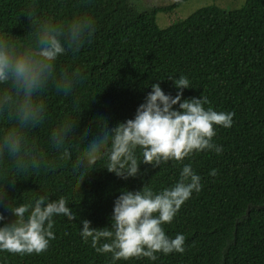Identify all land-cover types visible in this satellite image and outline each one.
<instances>
[{
    "label": "trees",
    "instance_id": "1",
    "mask_svg": "<svg viewBox=\"0 0 264 264\" xmlns=\"http://www.w3.org/2000/svg\"><path fill=\"white\" fill-rule=\"evenodd\" d=\"M182 2L139 12L131 0H0V33L15 37L32 31L24 15L32 5L45 17L67 21L86 15L96 25L90 43L60 60L61 67L79 71L82 80L68 96L47 93L48 120L31 132L47 158L55 159L47 143L50 129L61 119H76L70 158L54 172L41 170L4 184L7 200L17 204L43 194L64 196L76 219L55 218L56 238L46 252H0V264H110V257L81 239L80 221L97 229L110 227L122 190L171 186L185 163L201 176L203 188L163 225L168 236H185V252L158 254L155 262L142 258L118 264H264V0H246L238 10L208 6L161 29L157 14L173 12ZM180 75L191 87L183 90L184 99L203 95L209 101L205 108L234 114L231 128H217L214 142L223 147L222 154L201 152L159 167L142 164L140 174L127 180L97 168L80 189L75 187L71 166L98 124L103 121L112 129L133 119L152 83L175 96L170 77ZM213 170L216 175L210 176ZM8 207L0 204L3 224L14 220Z\"/></svg>",
    "mask_w": 264,
    "mask_h": 264
},
{
    "label": "clouds",
    "instance_id": "2",
    "mask_svg": "<svg viewBox=\"0 0 264 264\" xmlns=\"http://www.w3.org/2000/svg\"><path fill=\"white\" fill-rule=\"evenodd\" d=\"M24 15L32 25L26 37L0 33V204L7 202L14 217L12 223L3 224L6 217L0 214V252L30 255L48 250L56 238V217L74 220L76 213L64 196L50 199L43 194L19 204L8 201L4 184L9 178L14 181L41 170L54 172L60 161L70 158L76 119H61L50 129L47 143L56 153L55 159L47 158L31 132L48 120L47 93L51 90L68 96L82 80L79 71L61 67L60 60L90 43L96 25L86 15L67 21L45 17L34 5ZM170 79L177 89L175 96L166 94L159 83H152L133 119L112 129L103 121L98 124L71 166L75 187L80 189L97 168L127 180L140 174L142 164L159 167L201 152L222 154L223 147L214 138L218 127H232L234 114L205 108L209 101L203 95L184 99L183 90L191 88L188 78L180 75ZM202 188L201 176L191 163H185L171 186L156 191L148 186L138 191L122 190L114 201L110 227L97 229L90 221L81 220L80 237L97 254L110 257V264L142 258L155 262L158 254H183L185 236L178 233L170 237L163 225L171 223L193 193Z\"/></svg>",
    "mask_w": 264,
    "mask_h": 264
},
{
    "label": "rangeland",
    "instance_id": "3",
    "mask_svg": "<svg viewBox=\"0 0 264 264\" xmlns=\"http://www.w3.org/2000/svg\"><path fill=\"white\" fill-rule=\"evenodd\" d=\"M179 1H183L181 6L173 12L157 14L156 21L161 29L169 28L182 20H186L198 10L208 6H216L227 10H238L246 2V0H131V4L137 11L147 12L153 8L171 6Z\"/></svg>",
    "mask_w": 264,
    "mask_h": 264
},
{
    "label": "water",
    "instance_id": "4",
    "mask_svg": "<svg viewBox=\"0 0 264 264\" xmlns=\"http://www.w3.org/2000/svg\"><path fill=\"white\" fill-rule=\"evenodd\" d=\"M250 210H251V207H249V209H248L247 214L245 215V217H248L249 216Z\"/></svg>",
    "mask_w": 264,
    "mask_h": 264
},
{
    "label": "flooded vegetation",
    "instance_id": "5",
    "mask_svg": "<svg viewBox=\"0 0 264 264\" xmlns=\"http://www.w3.org/2000/svg\"><path fill=\"white\" fill-rule=\"evenodd\" d=\"M152 10V9H151Z\"/></svg>",
    "mask_w": 264,
    "mask_h": 264
}]
</instances>
